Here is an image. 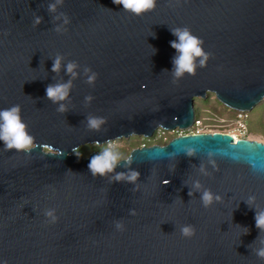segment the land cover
Segmentation results:
<instances>
[{"label": "water", "instance_id": "obj_1", "mask_svg": "<svg viewBox=\"0 0 264 264\" xmlns=\"http://www.w3.org/2000/svg\"><path fill=\"white\" fill-rule=\"evenodd\" d=\"M175 29L202 41L193 74L174 75ZM69 82L65 100L47 98ZM208 95L243 113L264 102V0H155L140 15L112 0H0V110L19 105L34 137L28 153L0 141V264H264L263 142L178 136L103 176L88 169L100 151L73 152L188 129Z\"/></svg>", "mask_w": 264, "mask_h": 264}, {"label": "clouds", "instance_id": "obj_2", "mask_svg": "<svg viewBox=\"0 0 264 264\" xmlns=\"http://www.w3.org/2000/svg\"><path fill=\"white\" fill-rule=\"evenodd\" d=\"M60 0H57L59 3ZM113 4L120 5L125 11H129L135 15H140L146 11L152 10L155 7V0H112ZM49 10L54 11L55 5H49ZM37 24L40 23L39 18L35 21ZM58 31V30H57ZM172 34L177 37L179 43L170 42V46L175 49L179 55L173 60V65L175 67L174 75L180 77L183 73H194V59L198 57H203L201 59V66L205 65L208 56L204 54L201 48L202 41L190 34L187 29H175ZM75 65L69 63L67 66V71L72 73ZM60 68V57L58 56L53 62L52 71L58 72ZM95 79V74L89 77V83ZM71 86V82L68 84H56L48 85L46 87V96L53 103L63 101L68 95V90ZM86 99H91L87 97ZM64 111L63 106L59 109ZM21 109L19 105H14L10 108L0 110V141L3 142L5 150H15L16 152L28 153L34 147V137L30 135L26 130V124L22 121L20 115ZM102 119L89 118L88 125L91 129H99V126L103 124ZM116 145L112 141L107 142V147L101 151L98 155L92 156L90 162L88 163V169L95 176L97 174L103 176L107 172H112L117 159L118 154L113 151ZM73 152L77 155H81V151L78 149H73ZM186 155L192 156L194 151L187 150ZM174 154H169L168 158L173 157ZM208 156H213L212 152L208 153ZM139 176L138 172H131L126 178L129 182H134ZM123 178V174L117 175L116 179L120 180ZM165 184L167 181L164 182ZM191 195V193H189ZM202 202L205 207H207L213 200V196L210 191H204L202 197ZM216 199H219L217 197ZM51 215V213H48ZM255 226L258 229L264 230V213H258L255 217ZM182 234L186 237L191 236L192 229L190 227H184ZM259 256L264 257V250L258 253Z\"/></svg>", "mask_w": 264, "mask_h": 264}, {"label": "rangeland", "instance_id": "obj_3", "mask_svg": "<svg viewBox=\"0 0 264 264\" xmlns=\"http://www.w3.org/2000/svg\"><path fill=\"white\" fill-rule=\"evenodd\" d=\"M194 110L196 111V114L203 119L205 125L207 126V128H205L207 131L226 133L236 137L237 139L245 138L264 143V102L257 105L243 118V121L246 123L245 131H242L241 125L236 119V114L232 111L222 109L219 105H217L213 95H208L205 100L197 99L194 103ZM128 140L134 144L139 142V147L142 144H145L146 146H148V144H156L155 141L147 143L142 138L136 136H132ZM113 144L116 145V148L128 146V143L126 142H113ZM105 145L107 146V143ZM83 147L84 149L81 156L84 157L92 151L101 152V150H91L90 146Z\"/></svg>", "mask_w": 264, "mask_h": 264}, {"label": "built area", "instance_id": "obj_4", "mask_svg": "<svg viewBox=\"0 0 264 264\" xmlns=\"http://www.w3.org/2000/svg\"><path fill=\"white\" fill-rule=\"evenodd\" d=\"M246 114L247 113L236 112V119L238 123L241 125L242 131H245L246 123L245 121H243V118L246 116ZM205 128H207V126L205 125L203 119L195 118L192 126L189 127L188 129H183V130L182 129H174V130L157 129L156 131H154L151 137L142 138V139L147 143H151L155 141L157 144L160 141L166 144L170 139L174 137H178V136L191 135V134H202V133H213L211 131L205 130ZM240 139H245V138H240ZM144 146L146 145L142 144L140 147H144ZM148 146H150V144Z\"/></svg>", "mask_w": 264, "mask_h": 264}, {"label": "trees", "instance_id": "obj_5", "mask_svg": "<svg viewBox=\"0 0 264 264\" xmlns=\"http://www.w3.org/2000/svg\"><path fill=\"white\" fill-rule=\"evenodd\" d=\"M217 105H219L222 109H225V110H229L227 109L226 107H224L222 104H220L218 101H216ZM231 111V110H229ZM234 114H236L235 111H232ZM195 118H200L198 114H196V111H195ZM202 119V118H201ZM113 142H117V143H128V146L127 147H123V148H114L113 151L116 152L118 154V159L117 160H120V159H123L125 158L129 152L133 149V148H136V147H139V142L137 144H134L132 142H130V140H125V139H120V140H115ZM157 144L159 145H163L164 143L163 142H158ZM149 145V144H148ZM90 146L91 150H101L103 151L107 146L106 145H102L100 147L98 146H95V145H88ZM87 147V146H86ZM83 149L84 147L82 148H79L78 151H81V153H83Z\"/></svg>", "mask_w": 264, "mask_h": 264}, {"label": "bare ground", "instance_id": "obj_6", "mask_svg": "<svg viewBox=\"0 0 264 264\" xmlns=\"http://www.w3.org/2000/svg\"><path fill=\"white\" fill-rule=\"evenodd\" d=\"M234 137V136H233ZM235 139H237L236 137H234Z\"/></svg>", "mask_w": 264, "mask_h": 264}]
</instances>
